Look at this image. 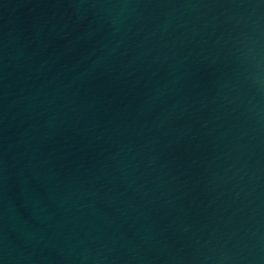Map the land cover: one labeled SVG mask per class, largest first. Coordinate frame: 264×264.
<instances>
[{
    "label": "water",
    "instance_id": "95a60500",
    "mask_svg": "<svg viewBox=\"0 0 264 264\" xmlns=\"http://www.w3.org/2000/svg\"><path fill=\"white\" fill-rule=\"evenodd\" d=\"M0 264H264V0H0Z\"/></svg>",
    "mask_w": 264,
    "mask_h": 264
}]
</instances>
